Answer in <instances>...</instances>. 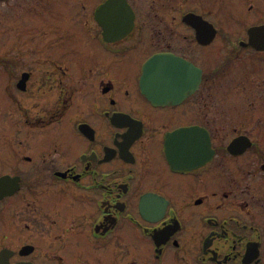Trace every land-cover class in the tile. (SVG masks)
I'll use <instances>...</instances> for the list:
<instances>
[{
    "label": "flooded vegetation",
    "instance_id": "af4514ba",
    "mask_svg": "<svg viewBox=\"0 0 264 264\" xmlns=\"http://www.w3.org/2000/svg\"><path fill=\"white\" fill-rule=\"evenodd\" d=\"M37 1L0 39V264H264V0Z\"/></svg>",
    "mask_w": 264,
    "mask_h": 264
},
{
    "label": "rangeland",
    "instance_id": "374dc122",
    "mask_svg": "<svg viewBox=\"0 0 264 264\" xmlns=\"http://www.w3.org/2000/svg\"><path fill=\"white\" fill-rule=\"evenodd\" d=\"M24 1L26 0H8L7 2L0 0V39L7 41V39H9L10 37V32H9V28H10V23L11 20L9 19L10 16H14V14H17V18L19 19V22H32V23H38V24H45V20L41 19V16L39 15H33L35 13H31L32 17L30 16L31 14H22L21 11H23L24 9H14V4L16 2H20L24 5ZM32 2V1H31ZM40 3H38V1L33 0V6L35 7L37 5H39ZM22 5V6H23ZM57 6L59 7H65L67 6L66 3L61 2L58 3ZM13 11H15L16 13H14ZM42 11V7H37V12H41ZM26 13V12H25ZM28 13V12H27ZM31 17V20H30ZM39 18V19H37Z\"/></svg>",
    "mask_w": 264,
    "mask_h": 264
},
{
    "label": "water",
    "instance_id": "95a60500",
    "mask_svg": "<svg viewBox=\"0 0 264 264\" xmlns=\"http://www.w3.org/2000/svg\"><path fill=\"white\" fill-rule=\"evenodd\" d=\"M98 16H100V15H98ZM105 33H106V30H105ZM105 33H104V34H105ZM105 37H107V35H105Z\"/></svg>",
    "mask_w": 264,
    "mask_h": 264
}]
</instances>
